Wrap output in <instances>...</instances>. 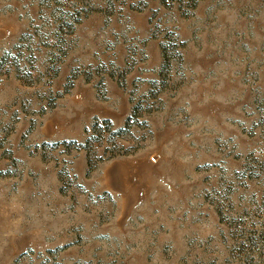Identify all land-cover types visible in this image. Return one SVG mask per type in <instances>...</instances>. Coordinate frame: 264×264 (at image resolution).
Here are the masks:
<instances>
[{"label": "rangeland", "instance_id": "obj_1", "mask_svg": "<svg viewBox=\"0 0 264 264\" xmlns=\"http://www.w3.org/2000/svg\"><path fill=\"white\" fill-rule=\"evenodd\" d=\"M0 264H264V0H0Z\"/></svg>", "mask_w": 264, "mask_h": 264}]
</instances>
